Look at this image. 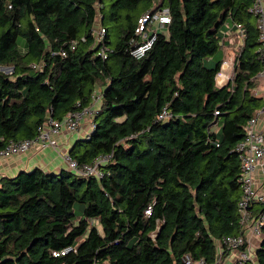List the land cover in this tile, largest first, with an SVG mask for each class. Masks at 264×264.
<instances>
[{
    "label": "trees",
    "instance_id": "obj_1",
    "mask_svg": "<svg viewBox=\"0 0 264 264\" xmlns=\"http://www.w3.org/2000/svg\"><path fill=\"white\" fill-rule=\"evenodd\" d=\"M253 1L0 0V150L87 105L99 86L93 128L67 153L78 164L110 154L100 178L38 167L0 177V264H183V256L214 264L216 240L240 231L234 146L263 104L253 93L261 66ZM162 7L169 23L132 58L137 20ZM96 14L105 58L96 54ZM229 25L240 27L241 44L216 86ZM163 107L169 117L157 120ZM255 209L264 214V204ZM262 231L253 259L239 264H264Z\"/></svg>",
    "mask_w": 264,
    "mask_h": 264
},
{
    "label": "built area",
    "instance_id": "obj_2",
    "mask_svg": "<svg viewBox=\"0 0 264 264\" xmlns=\"http://www.w3.org/2000/svg\"><path fill=\"white\" fill-rule=\"evenodd\" d=\"M249 11L255 16V27L257 30L258 47L257 53L260 58L261 66L257 77L264 79V8L261 0H254ZM100 15L96 14V25L93 29L94 42L96 45V54L101 58H105L106 49L99 45V41L104 34L103 27L98 24ZM168 9H161L150 13L147 12L137 20V26L134 29V37L129 40V55L134 59L141 58L151 47L155 34L162 30L169 23ZM242 37V31L239 26L233 25ZM222 43V42H220ZM75 42L70 44L73 49ZM63 54V53H61ZM233 60L222 61L220 69L215 75L216 86L223 85L231 76ZM230 68L229 72L223 71ZM217 76L220 79L217 80ZM102 87L96 86L90 95L89 103L79 109L66 112L59 120H51L43 122L37 127V133L30 139H22L14 142H8L7 145L0 150V156L5 157L12 154L23 153L30 147H50L54 149L66 164V170L74 175L82 177L102 176L101 166H103L110 154H101L95 157L89 163L78 164L72 160L67 151L61 152L55 140V136L60 132L74 133L77 131L80 122L84 118L89 119V130L84 135L87 137L93 128L92 116L97 111L101 99ZM263 104L256 109L254 115L249 118L244 125V136L234 146V151L239 160V176L238 182L240 186V195L236 201V211L238 214V224L240 231L234 236H222L216 240V260L214 264H239L242 261H251L254 257L255 250L263 237L262 228L264 227V214L255 209L259 203L264 204V130L258 127V120L264 109V93L262 95ZM216 113V112H215ZM169 112L165 107L161 108L156 118L157 120H166ZM148 214L149 210H145ZM91 224L92 221L88 219ZM253 240V242H252ZM69 248L60 251V254L67 252ZM221 257V253L224 252ZM234 252L232 259H227L226 255ZM183 264H205L202 259L192 260L188 256L181 258ZM106 264V263H92Z\"/></svg>",
    "mask_w": 264,
    "mask_h": 264
},
{
    "label": "crops",
    "instance_id": "obj_3",
    "mask_svg": "<svg viewBox=\"0 0 264 264\" xmlns=\"http://www.w3.org/2000/svg\"><path fill=\"white\" fill-rule=\"evenodd\" d=\"M264 8V0H261ZM223 53L220 49L216 52L215 57H220L222 61H231L234 57L235 49L241 44V38L238 35L237 29L229 25L224 28L221 38ZM230 69V68H229ZM228 68L223 71L229 72ZM218 80V76H217ZM255 95L261 96L264 93V79L261 82L256 80V87L253 89ZM89 119L84 118L74 133L60 132L54 138L57 147L61 152L68 151L75 139L84 137L89 130ZM258 127L264 130V109L261 112L258 120ZM35 167L42 169L44 172L57 173L60 169H66V164L60 155L50 147H30L27 151L9 156H0V177H12L20 170H31ZM253 242V240H252ZM234 252H229L226 255L227 259H232Z\"/></svg>",
    "mask_w": 264,
    "mask_h": 264
},
{
    "label": "rangeland",
    "instance_id": "obj_4",
    "mask_svg": "<svg viewBox=\"0 0 264 264\" xmlns=\"http://www.w3.org/2000/svg\"><path fill=\"white\" fill-rule=\"evenodd\" d=\"M105 1V3L107 4V3H109V1L110 0H104ZM20 42H21V40H20ZM223 47V46H222ZM220 48V53L222 52L223 53V49L224 48ZM212 63H213V61L212 62H208V59H205L204 60V64L205 65H207V66H209L210 64L212 65ZM210 65V66H211ZM4 72H10V68L9 67H3V69H2ZM256 80L258 81V82H261L262 80H263V78L262 77H256ZM218 129H219V125L217 124V123H213V124H211L210 125V127H209V131L210 132H217L218 131ZM73 210H74V212L76 213V214H78L79 213V204H77V203H75L74 204V206H73Z\"/></svg>",
    "mask_w": 264,
    "mask_h": 264
},
{
    "label": "bare ground",
    "instance_id": "obj_5",
    "mask_svg": "<svg viewBox=\"0 0 264 264\" xmlns=\"http://www.w3.org/2000/svg\"><path fill=\"white\" fill-rule=\"evenodd\" d=\"M220 79V76H218V80Z\"/></svg>",
    "mask_w": 264,
    "mask_h": 264
},
{
    "label": "water",
    "instance_id": "obj_6",
    "mask_svg": "<svg viewBox=\"0 0 264 264\" xmlns=\"http://www.w3.org/2000/svg\"><path fill=\"white\" fill-rule=\"evenodd\" d=\"M1 69H3V68H1Z\"/></svg>",
    "mask_w": 264,
    "mask_h": 264
}]
</instances>
